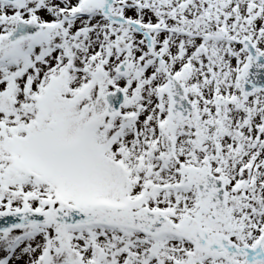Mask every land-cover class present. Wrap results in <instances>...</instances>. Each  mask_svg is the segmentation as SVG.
<instances>
[{
  "label": "snow or ice",
  "instance_id": "6c2138e0",
  "mask_svg": "<svg viewBox=\"0 0 264 264\" xmlns=\"http://www.w3.org/2000/svg\"><path fill=\"white\" fill-rule=\"evenodd\" d=\"M0 264H264V0H0Z\"/></svg>",
  "mask_w": 264,
  "mask_h": 264
}]
</instances>
